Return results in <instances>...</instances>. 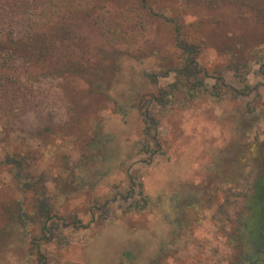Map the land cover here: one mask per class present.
I'll return each mask as SVG.
<instances>
[{
	"label": "rangeland",
	"instance_id": "374dc122",
	"mask_svg": "<svg viewBox=\"0 0 264 264\" xmlns=\"http://www.w3.org/2000/svg\"><path fill=\"white\" fill-rule=\"evenodd\" d=\"M88 6L73 12L80 29L72 57L89 62L88 78L95 64L111 65L115 55L121 68L109 72L112 97L90 90L84 76H42L23 63L13 108L0 110V160L11 152L23 158L26 172L45 175L57 209L45 235L41 224L25 229L11 222L6 208L22 194L15 169L0 165V264H228L230 248L212 218L217 204L186 208L187 224L175 237L181 213L173 198L184 204L191 194L206 198L214 190L221 201L215 190L221 156L235 166L222 150L264 138V0H89ZM177 22L201 47L206 86L217 92L222 75L241 92L221 98L183 90L170 106L153 101L160 121L147 135L137 110L124 117L117 102H143L176 82ZM158 69L170 73L148 81L145 70ZM97 135L111 139L105 156L90 157ZM247 156L242 191L257 168Z\"/></svg>",
	"mask_w": 264,
	"mask_h": 264
},
{
	"label": "trees",
	"instance_id": "16d2710c",
	"mask_svg": "<svg viewBox=\"0 0 264 264\" xmlns=\"http://www.w3.org/2000/svg\"><path fill=\"white\" fill-rule=\"evenodd\" d=\"M88 3L89 0H0V110L7 112L13 108L14 98L11 91L15 89L14 86L19 80L18 74L24 71L23 63L39 67L42 76L70 75L86 78L89 62H84L87 65H83L72 57L77 45L74 39L77 38L76 33L80 29L79 23L73 19V12L78 10L77 6L88 8ZM95 7L92 5L86 12L90 22L95 19L93 16ZM95 21L99 22V18ZM101 24L109 27L104 18ZM175 28L176 46L182 60L181 65L171 68L176 73V82L161 87L157 92L145 94L143 102L133 101L127 107L117 102L119 113L124 117L132 109L137 110L147 135L151 134L160 121L158 113L151 107L153 101L161 103L162 106H170L177 93L183 90L189 93L196 90L208 91L221 98L230 93L241 92L227 85L222 75L217 78L219 87L217 92L208 88L205 82L208 72L200 67L198 62L200 45L187 39L180 23L177 22ZM109 58L114 60L113 64L105 65L100 62L95 64L92 68L93 76L86 79L91 86L90 90L99 95L112 97L113 79L109 72L117 73L121 65L115 55ZM145 71L146 79L154 84L157 83L159 75L168 76L170 73L169 69ZM110 139L111 137L97 135L89 145L91 151L87 155L93 157L92 155L103 154L104 144ZM222 152L229 154L235 166L229 163L228 157L221 156V171L218 176L216 173V182H221V187L218 184L215 188L218 191L221 189V201L216 200L214 190H211L206 198L191 194L184 204L180 198H173L177 211L181 213V216L178 214L174 220L173 235L175 237L182 235L188 221L186 208L202 204L204 201L209 205L216 203V214H213L212 218L218 222L221 229L222 244L230 248L228 264H264V138H257L250 143L235 141L233 150L229 152L224 149ZM248 153L253 155L257 168L253 179L242 191L239 183L243 179L244 161L248 159ZM0 165L15 169L14 182L22 194L21 199L9 203L6 208L10 221L16 220L25 229L32 223L41 224V230L45 235L48 221L53 218L57 209L48 191L45 175L26 172L23 158L11 152H7L6 158L0 160ZM161 252L167 253L164 247Z\"/></svg>",
	"mask_w": 264,
	"mask_h": 264
}]
</instances>
